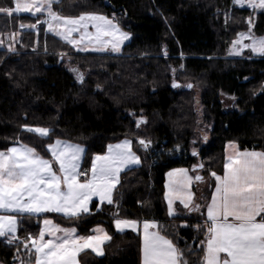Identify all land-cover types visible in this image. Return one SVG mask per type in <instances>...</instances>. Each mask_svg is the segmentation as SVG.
Listing matches in <instances>:
<instances>
[{
	"label": "trees",
	"instance_id": "obj_1",
	"mask_svg": "<svg viewBox=\"0 0 264 264\" xmlns=\"http://www.w3.org/2000/svg\"><path fill=\"white\" fill-rule=\"evenodd\" d=\"M14 6L15 0H0V7ZM54 8L69 17L115 16L132 40L119 55L84 54L46 33L43 24L38 32L20 29L21 23L35 24L39 17L0 14L3 37L21 33L15 52L0 47V150L19 141L50 159L44 145L59 138L84 146L82 167L89 168L94 155L106 152L108 144L131 139L141 164L123 172L114 191L120 217L155 219L168 225L163 234L174 241L178 232L183 238L179 247L187 241L189 247L199 249L191 226L205 217L195 212L184 219L168 217L165 177L180 167L194 177L202 176L203 181L195 180L194 192L205 213L213 186L211 172L223 174L225 146L234 142L243 151H264V57L226 54L237 35L247 31L250 15L253 33L264 36V14L238 8L232 0H61ZM61 53L66 55L61 58ZM69 65L85 74L83 85ZM174 81L181 87L173 88ZM189 83L192 88L186 87ZM222 95L235 97L232 108L224 109ZM141 116L148 122L137 128L135 121ZM25 125L51 128V140L27 132ZM139 139L152 143L145 150ZM203 144L198 156L189 155L191 147L197 150ZM179 148L184 151L181 156L176 155ZM116 210L115 204L94 202L92 214L78 221L55 213L45 217L76 227L80 235L93 234L91 229L99 225L109 230L106 253L86 254L82 264H141V237L115 230ZM41 222L27 218L18 234H38ZM185 223L190 227L173 228ZM15 256V246L0 238V264H18ZM188 259L195 264L198 257L188 255Z\"/></svg>",
	"mask_w": 264,
	"mask_h": 264
},
{
	"label": "snow or ice",
	"instance_id": "obj_2",
	"mask_svg": "<svg viewBox=\"0 0 264 264\" xmlns=\"http://www.w3.org/2000/svg\"><path fill=\"white\" fill-rule=\"evenodd\" d=\"M241 8H251L253 14H264V0H232ZM60 0H15L14 7H0V14L13 17L14 14L46 15L37 18L35 24L19 25L21 30L36 29L43 23L47 31L61 38L76 51L119 53L130 33L121 29L115 16L111 19L99 13H83L76 17L63 16L55 10ZM248 32H241L232 41L229 55L240 56L244 49L251 54L264 57V37H256L252 15L248 17ZM19 33L8 34L7 51L15 52L13 43ZM250 43H245V41ZM5 45L0 33V47ZM165 57L168 55L164 48ZM63 58L66 53H61ZM183 67V66H181ZM76 79L85 83V74L72 67ZM175 73V69H173ZM173 88L181 85L175 81ZM186 87L192 88V84ZM100 88V85H97ZM235 99V97H231ZM132 115H135L134 113ZM141 116L135 121L136 127L147 124ZM41 140H51L53 130L49 127L24 126ZM207 140V135L204 136ZM139 145L147 150L151 140L139 139ZM195 143V141H193ZM133 141L124 139L117 144H108L107 151L96 154L89 168L82 167L86 155L84 146L70 141L55 139L44 145L51 154L50 159L40 155L35 147L23 142L0 150V238L8 245H14L18 264H78L77 257L85 249H91L97 256L104 255L103 245L111 236L103 227L91 229L94 234L80 235L76 227H62L45 214H60L68 220H80L91 215L93 198L99 204L116 206L112 213L115 228L119 232L131 229L142 234V264H190L188 255H196L195 264H264V151H241L235 143H229L223 174L211 172L214 177V192L206 206V214L201 205L194 202L191 191L193 180L203 181V177L189 175V169L174 168L167 173L164 199L167 201V216L184 219L191 213L204 216L202 223L194 226L199 249L179 247L178 236L174 242L166 232L168 225L159 221L121 218L119 204L114 201V191L120 184V175L141 164V157L133 151ZM193 149L192 155L198 156ZM200 169L204 167L201 163ZM194 166L192 171H196ZM179 201L183 213L177 211ZM97 208V211H101ZM37 218L42 227L38 234L28 233L21 237L22 223L27 218ZM190 227L187 223L173 225L174 229ZM202 236L203 239H199ZM21 248L24 249L23 254Z\"/></svg>",
	"mask_w": 264,
	"mask_h": 264
},
{
	"label": "rangeland",
	"instance_id": "obj_3",
	"mask_svg": "<svg viewBox=\"0 0 264 264\" xmlns=\"http://www.w3.org/2000/svg\"><path fill=\"white\" fill-rule=\"evenodd\" d=\"M61 1V0H60ZM234 5V4H233ZM234 6H236V7H238V8H241V7H239L238 5H234ZM246 9H249V10H251L252 12H253V10L251 9V8H247V7H245ZM256 13H259V11H257ZM255 13V14H256ZM35 17H41L40 18V20L42 21V20H44V19H46V15H41V14H37V16H35ZM41 24H43V23H41ZM253 24H254V22H253ZM44 26H45V28H46V33H48V34H51L52 36H54V37H56V38H58V39H60L61 41H63L61 38H59L58 36H56V35H54L53 33H50V32H48L47 31V25H45V24H43ZM121 27V26H120ZM121 29L123 30V31H125L122 27H121ZM252 29H253V27L251 28V31H252ZM29 30H33V31H37L36 29H25V30H22L23 32L24 31H29ZM249 31V27H248V29H247V31H243V32H248ZM125 32H127V31H125ZM129 33V32H128ZM241 33V32H240ZM252 33H253V31H252ZM254 34V33H253ZM255 35V34H254ZM256 36V35H255ZM7 37H8V35L7 36H5V37H3L4 38V40H5V45L3 46V48H5V49H7V43H8V39H7ZM130 40H127V41H125L124 42V44L122 45V47H121V51L119 52V53H113V52H93V51H79V52H82V53H94V54H112V55H119V54H121V52H122V49H123V47L124 46H126L127 44H129L130 42H131V40H132V35L130 34ZM256 37H258V36H256ZM261 37H264V36H261ZM20 38H21V33L17 36V38H16V41L13 43V46L14 47H16V45L18 44V42L20 41ZM238 38V35H237V37H236V39ZM235 39V40H236ZM64 43H66L65 41H63ZM245 43H250V41H245ZM67 44V43H66ZM232 45V44H231ZM69 46H71V45H69ZM72 47V46H71ZM231 48V46L228 48V50H227V52H226V54H227V56L228 57H231V58H237V57H242V56H244V55H252V56H256L257 57V55H254V54H251L250 53V51L248 50V49H244V51H243V54L242 55H240V56H234V55H229V49ZM74 49V48H73ZM68 68L69 69H71L72 67H71V65H69L68 66ZM221 100H222V104H223V107H224V109H230V108H232L233 106H234V103H235V99L233 100V99H231V97L230 96H227V95H222L221 96ZM209 137L208 138H210V135H208ZM121 142V141H120ZM119 143V142H118ZM114 144H117V143H114ZM205 144H203L202 145V147L200 148V149H195V148H193V147H191L190 149H189V155H191L192 154V151H193V149H195L197 152H203L204 151V149H205ZM184 151H182L181 150V148H179V149H177V153H176V155H178V156H181L182 155V153H183ZM50 219V218H49ZM53 220V219H52ZM54 221V220H53ZM55 223H57L56 221H54ZM57 224H59V223H57ZM60 225V224H59ZM43 225H42V222H41V227H42ZM62 226V225H61ZM62 227H69V226H62ZM98 227V226H97ZM99 227H103L104 229H106V231L108 232V234L111 236V234H110V232H109V230L105 227V226H103V225H99ZM114 227H115V224H114ZM115 230H116V228H115ZM127 230H129V229H126L125 231H127ZM78 231V230H77ZM117 231V230H116ZM117 232H119V231H117ZM78 234H79V232H78ZM94 234V233H93ZM109 241H107L104 245H103V249H104V254L106 253V245H107V243H108ZM86 254H93V255H96L94 252H92V250L91 249H85L83 252H81L79 255H78V257H77V260H78V264H82L81 263V257H83L84 255H86ZM97 256V255H96Z\"/></svg>",
	"mask_w": 264,
	"mask_h": 264
},
{
	"label": "crops",
	"instance_id": "obj_4",
	"mask_svg": "<svg viewBox=\"0 0 264 264\" xmlns=\"http://www.w3.org/2000/svg\"><path fill=\"white\" fill-rule=\"evenodd\" d=\"M30 15V14H29ZM120 143V142H119ZM231 143H234V142H231ZM236 144V143H235ZM228 145H229V143L225 146V161H226V157H227V154H228V151H230L229 149H228ZM132 147H133V145H132ZM134 151V150H133ZM241 151H243V150H241ZM251 151V150H250ZM255 151H259V150H255ZM83 160H84V157H83ZM82 164H83V161H82ZM139 166V165H138ZM134 167H137V166H134ZM133 167V168H134ZM180 168H185V167H180ZM186 169H188V168H186ZM172 170V169H171ZM170 170V171H171ZM126 171V170H125ZM124 171V172H125ZM169 172V171H168ZM167 172V173H168ZM123 173V172H122ZM121 173V174H122ZM189 175L190 176H193V174L191 173V171L189 170ZM121 176V175H120ZM194 177V176H193ZM212 177V176H211ZM212 179V184H213V186H212V190H211V194H210V196H209V198L207 199V202H206V204H205V214H206V206H207V204H209L210 203V197H211V195L213 194V192H214V184H215V181H214V177H212L211 178ZM167 182H168V177H167V174H166V177H165V185L167 184ZM194 185H195V180H193V182H192V185H191V191H192V193H194V202L195 203H198L197 202V197H196V194H195V192H194ZM165 191H166V188H165ZM166 201V200H165ZM94 202H98L99 203V201H98V198H93V202H92V204L94 203ZM92 204L90 205V209H91V206H92ZM166 204H167V201H166ZM175 207L177 208V211L178 212H180V213H182V210H184L183 209V206L182 205H180V203H179V201H177L176 202V205H175ZM186 211V210H185ZM60 215V214H59ZM62 216V215H61ZM123 232H133L131 229H129V230H127V231H123ZM133 233H136V234H139L140 235V237H141V241H142V234H140V233H137V232H133ZM170 238V237H169ZM175 242V241H174ZM141 264H142V252H141Z\"/></svg>",
	"mask_w": 264,
	"mask_h": 264
}]
</instances>
